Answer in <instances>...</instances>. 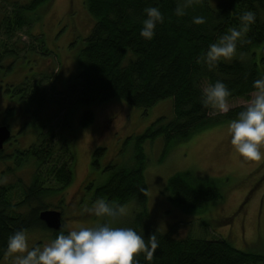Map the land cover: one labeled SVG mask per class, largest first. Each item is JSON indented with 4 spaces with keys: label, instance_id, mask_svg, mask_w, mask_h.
<instances>
[{
    "label": "trees",
    "instance_id": "trees-1",
    "mask_svg": "<svg viewBox=\"0 0 264 264\" xmlns=\"http://www.w3.org/2000/svg\"><path fill=\"white\" fill-rule=\"evenodd\" d=\"M4 1L0 0V76L21 70H26V75L17 85L7 82L3 86L11 107H4L1 123L11 127L13 133L12 125L21 119L19 131L37 137L24 148L6 150L3 145L0 149V161L7 165L2 175L18 173L12 182L0 178V261L5 257L8 237L19 229L48 231L52 239L63 232L62 226L58 230L47 227L38 215L45 209L60 210L64 215L62 200L64 190L74 179L76 151L74 136L64 135L63 128L70 127L71 118L78 111L79 127L84 128L95 120L91 108L94 105L118 99L124 106L139 108L146 114L158 101L170 98L173 117L167 120L159 116L137 136L128 135L123 146L133 141V156L124 164L108 161L97 174L86 172L73 196L76 204L85 209L98 198L123 206L134 203L137 209L131 210L123 222L145 238L155 233L159 242L152 259L141 254L139 264H264V254L238 250L226 239H205L193 236L190 230L185 236H178L174 231L187 225L165 227L152 221L144 180L148 159L142 147L145 142L162 137L161 162L174 145L188 141L202 129L229 123L246 108L236 106L215 113L201 103V94L217 80L230 89L228 102L248 99L254 93L253 81L264 75V0H193L183 16L175 14L182 0H82L86 14L93 20L89 34L76 49L77 68L64 81L63 89L55 87V79L60 77L52 76V70L49 77L39 73L48 88L34 80L36 74H32L34 67L39 68L42 63L52 66L51 51L43 36L27 33L37 26L40 10L51 0L14 1L9 3L10 9ZM153 6L160 8L164 19L149 41L139 33L146 17L144 9ZM246 10L256 13V22L243 42L238 43L236 56L221 60L214 67L198 63L210 44L229 28L239 26V17ZM196 16H203L205 23L194 24ZM22 33L32 39L26 42ZM72 35L74 44L77 37ZM38 54L49 58L46 62L36 60ZM27 86L29 90L25 89ZM51 110L52 116L48 114ZM62 111L61 118L57 115ZM9 116L13 118L8 119ZM34 123L35 127L29 129ZM104 152L103 147H96L87 168H97V159ZM97 181L100 184L91 194L89 190ZM220 182L218 178L182 171L168 178L163 190L172 206L195 215L224 199ZM88 195L92 198L86 202ZM97 219L90 225L101 223Z\"/></svg>",
    "mask_w": 264,
    "mask_h": 264
},
{
    "label": "rangeland",
    "instance_id": "rangeland-1",
    "mask_svg": "<svg viewBox=\"0 0 264 264\" xmlns=\"http://www.w3.org/2000/svg\"><path fill=\"white\" fill-rule=\"evenodd\" d=\"M14 1L25 3L27 0H5L3 4L10 9L9 3ZM75 12H78V16ZM39 14L40 19L37 26L29 29L27 33L43 36L47 50L51 51L49 57L53 62H51L52 66L42 63L39 68L34 67L36 71H33L32 74H36L34 80H40L42 86H45L39 73L49 77L52 70V76L58 74L60 77V80L55 79V87L63 89L64 81L71 78L72 73L77 68L76 49L80 46L81 39L89 34L93 19L86 14L82 0H51L44 9L40 10ZM72 34L77 37L74 44H72L74 37ZM28 35L22 33L21 38L26 42L30 41L32 38ZM36 57V60L42 59L44 62L49 58L41 54ZM25 72L26 70H21L18 74L12 72L7 76H0V86L2 87L0 88V123L4 119V107L9 104L7 97L4 96L3 86L7 82L17 85L23 80V75H26ZM30 79L29 77L27 81ZM45 87L48 88L49 86ZM25 89L29 90L30 88L27 86ZM252 96L253 93L249 95L248 99L237 98L229 101L228 109L236 106H247ZM9 106L11 107V105ZM171 106V99L168 98L158 101L155 106L148 108L146 114H143V110L124 106L118 99H115L91 107L95 120L90 126L79 127L80 111L71 118V125L69 128H63V134L71 133L74 136L76 164L73 182L64 190L65 195L64 198L62 197L64 217L61 226L63 232L81 226L91 227V221L97 219L91 211L85 210L90 209L92 204L83 209L82 204L78 206L76 199L73 198L74 193L80 188V182L86 172L95 175L108 161H112L115 165L124 164L128 157L133 156L132 144L134 143L132 141L123 146L126 137L128 135L137 136L159 116H164L167 120L172 118ZM213 112L218 113L219 111L214 110ZM48 114L52 116L53 111H48ZM62 115H64V111L57 116L61 117ZM32 116L33 114L30 113V118ZM9 118L13 117L9 116ZM19 121L12 125L14 135L10 140L3 143L6 150H10L12 147H27L37 137L36 134H33L34 137L22 133V129L19 131V123L22 122L21 119ZM34 127L35 123L29 129ZM227 127L228 123H223L202 129L188 141L174 145L161 162L162 137L143 144L142 147L145 149L146 159H148L144 171V180L147 185L150 216L156 224L160 223L165 227H171L175 224L177 226L179 224L187 225L185 228L179 227L178 230L174 231L178 236H185L190 230L189 232L193 236L196 235L205 239L223 238L238 250L264 254V160L245 161L239 157L230 144ZM98 146L103 147L105 152L97 159L99 166L89 169L87 167L91 165L93 152ZM261 151L264 152V148ZM6 168L5 162L0 161V178L2 181H15L18 177L16 172L12 175L8 173L2 175ZM182 171H190L203 178L204 176L218 178L222 182L218 185L222 189L224 199L216 202V204H209L204 212L195 215L172 206L163 189L168 178L174 173ZM98 184H100L98 181L93 183L89 190L91 194ZM91 198L92 196H89L85 201H90ZM135 206L134 203L131 206H125L126 213L117 218L114 226L127 227L128 224L123 221L129 218L131 210L133 212L134 209H137ZM97 220L99 222V218ZM100 220L103 223L102 218ZM27 234L29 248L43 247L52 240L48 231L27 232ZM0 262V264H13V258L5 255Z\"/></svg>",
    "mask_w": 264,
    "mask_h": 264
},
{
    "label": "clouds",
    "instance_id": "clouds-1",
    "mask_svg": "<svg viewBox=\"0 0 264 264\" xmlns=\"http://www.w3.org/2000/svg\"><path fill=\"white\" fill-rule=\"evenodd\" d=\"M193 0L178 3L175 14L183 16L185 8ZM146 17L142 20L140 36L152 40L158 24L164 16L159 7L144 9ZM239 26L229 28L210 44L198 59L208 67L219 61H229L237 54V45L242 43L249 28L256 22V13L243 11ZM194 24L205 23L203 16L193 17ZM254 93L246 108L237 118L228 123L227 132L236 154L245 161L264 160V75L253 81ZM230 89L220 80L203 89L201 103L219 112L228 111ZM96 217L110 218L91 227L81 226L68 232H60L43 247L29 248L27 230L19 229L7 239L5 255L13 258V264H139L138 257L143 254L151 260L159 246L155 233L147 238L131 227L114 226L117 218L126 213L125 206L98 198L90 209Z\"/></svg>",
    "mask_w": 264,
    "mask_h": 264
},
{
    "label": "water",
    "instance_id": "water-1",
    "mask_svg": "<svg viewBox=\"0 0 264 264\" xmlns=\"http://www.w3.org/2000/svg\"><path fill=\"white\" fill-rule=\"evenodd\" d=\"M11 133L4 124H0V149L3 147V143L10 139ZM44 224L54 230L61 228V216L59 211L52 209H45L38 215Z\"/></svg>",
    "mask_w": 264,
    "mask_h": 264
},
{
    "label": "flooded vegetation",
    "instance_id": "flooded-vegetation-1",
    "mask_svg": "<svg viewBox=\"0 0 264 264\" xmlns=\"http://www.w3.org/2000/svg\"><path fill=\"white\" fill-rule=\"evenodd\" d=\"M0 124H3V123H0ZM7 126V125H6ZM8 127V126H7ZM8 129H9V131H10V133H11V136H10V139H11V137L14 135L13 133H12V129H11V127H8ZM9 139V140H10ZM58 211H60V210H58ZM61 212V211H60ZM62 218H63V216H62Z\"/></svg>",
    "mask_w": 264,
    "mask_h": 264
},
{
    "label": "bare ground",
    "instance_id": "bare-ground-1",
    "mask_svg": "<svg viewBox=\"0 0 264 264\" xmlns=\"http://www.w3.org/2000/svg\"><path fill=\"white\" fill-rule=\"evenodd\" d=\"M9 130V129H8ZM10 132V131H9ZM58 211V210H57ZM60 212V211H59ZM60 216H61V212H60ZM61 218H62V216H61Z\"/></svg>",
    "mask_w": 264,
    "mask_h": 264
}]
</instances>
